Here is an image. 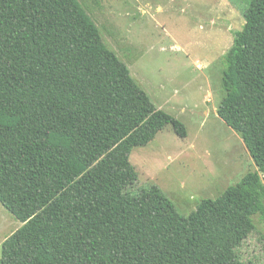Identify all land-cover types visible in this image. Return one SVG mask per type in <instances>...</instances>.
Instances as JSON below:
<instances>
[{"label":"trees","instance_id":"16d2710c","mask_svg":"<svg viewBox=\"0 0 264 264\" xmlns=\"http://www.w3.org/2000/svg\"><path fill=\"white\" fill-rule=\"evenodd\" d=\"M223 54L217 117L255 169L188 216L129 157L167 126L77 0H0V205L21 226L0 264H248L264 221V0Z\"/></svg>","mask_w":264,"mask_h":264},{"label":"rangeland","instance_id":"374dc122","mask_svg":"<svg viewBox=\"0 0 264 264\" xmlns=\"http://www.w3.org/2000/svg\"><path fill=\"white\" fill-rule=\"evenodd\" d=\"M105 46L129 69L152 104L180 121L129 161L137 172L132 193L157 186L182 216L214 199L255 169L240 137L216 115L223 54L242 29L244 0H77ZM239 248L248 264H264V221ZM21 224L0 205V245Z\"/></svg>","mask_w":264,"mask_h":264}]
</instances>
